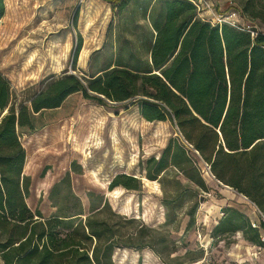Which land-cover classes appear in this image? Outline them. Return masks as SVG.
I'll return each mask as SVG.
<instances>
[{"label":"trees","instance_id":"obj_1","mask_svg":"<svg viewBox=\"0 0 264 264\" xmlns=\"http://www.w3.org/2000/svg\"><path fill=\"white\" fill-rule=\"evenodd\" d=\"M105 1L121 13L131 0ZM242 8L248 20L264 25V0H244ZM137 9L151 33L144 67L118 63L90 77L65 72L25 92L19 103L0 74L2 264H114L116 248L139 247L130 241L141 231L123 235L121 217L107 204L85 218L46 217L28 204L23 137L71 118L82 102H134L146 121H169L219 183L244 195L264 214V30L213 24L200 18L191 0H144ZM5 14L6 0H0V21ZM82 46L80 36L73 66ZM181 138L169 141L159 158L147 162L145 177L157 181L176 170L205 191ZM120 186L141 188L137 178L127 175L117 177L110 189ZM259 227L264 230V223L252 227L242 212L229 207L218 230L253 232L259 242Z\"/></svg>","mask_w":264,"mask_h":264},{"label":"rangeland","instance_id":"obj_2","mask_svg":"<svg viewBox=\"0 0 264 264\" xmlns=\"http://www.w3.org/2000/svg\"><path fill=\"white\" fill-rule=\"evenodd\" d=\"M141 1L131 0L120 13L105 0H6L0 74L10 83L14 101L65 72L90 77L118 63L144 67L151 33L137 9ZM202 1L210 10L201 7V19L218 24L238 13L234 19L243 28L264 30L261 22L242 15L244 0ZM80 36L83 46L73 66ZM133 103L82 102L71 118L23 137L30 207L46 217L85 218L107 204L121 217L123 235L141 231L130 241L139 247L115 249L114 264H264L262 228L259 242L253 232L218 230L229 207L242 212L252 227L264 223V214L203 172L197 157L192 156L205 191L176 170L148 181L147 162L159 158L178 136L169 121H146ZM121 175L137 178L140 190L110 189ZM128 219L136 222L127 224Z\"/></svg>","mask_w":264,"mask_h":264},{"label":"built area","instance_id":"obj_3","mask_svg":"<svg viewBox=\"0 0 264 264\" xmlns=\"http://www.w3.org/2000/svg\"><path fill=\"white\" fill-rule=\"evenodd\" d=\"M191 1L195 4L199 13H200L201 7L205 8L207 6L208 9L210 10V5L207 1H205V2L202 0H191ZM237 14L238 13H233L229 19L218 20V24H220V25L221 24H228V25L233 26V27H241L239 22L234 19V17H236ZM176 135L181 138V136L178 133H176ZM181 139H182L183 143L185 144V146L191 150L192 155H194L195 158L197 157L200 160V165H202L201 170L205 173L212 174L210 166L200 157L199 153L196 150H194V148L189 143H187L183 138H181Z\"/></svg>","mask_w":264,"mask_h":264},{"label":"crops","instance_id":"obj_4","mask_svg":"<svg viewBox=\"0 0 264 264\" xmlns=\"http://www.w3.org/2000/svg\"><path fill=\"white\" fill-rule=\"evenodd\" d=\"M0 264H2L1 260H0Z\"/></svg>","mask_w":264,"mask_h":264}]
</instances>
